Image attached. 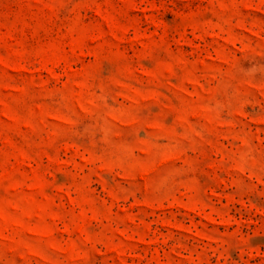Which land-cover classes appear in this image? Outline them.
Masks as SVG:
<instances>
[{
    "label": "rangeland",
    "instance_id": "obj_1",
    "mask_svg": "<svg viewBox=\"0 0 264 264\" xmlns=\"http://www.w3.org/2000/svg\"><path fill=\"white\" fill-rule=\"evenodd\" d=\"M0 264H264V0H0Z\"/></svg>",
    "mask_w": 264,
    "mask_h": 264
}]
</instances>
